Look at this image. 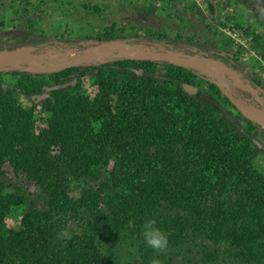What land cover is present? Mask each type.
Listing matches in <instances>:
<instances>
[{
	"label": "trees",
	"instance_id": "16d2710c",
	"mask_svg": "<svg viewBox=\"0 0 264 264\" xmlns=\"http://www.w3.org/2000/svg\"><path fill=\"white\" fill-rule=\"evenodd\" d=\"M83 7L100 12L98 5ZM212 17L222 24L214 6ZM20 18L21 32L40 35L29 8L22 7ZM124 32L111 22L93 33L65 30L53 38L69 45L125 38L156 48L172 43L165 31ZM240 52L201 57L221 59L264 97V79L241 62ZM7 71L0 69V264H134L120 253L133 239L142 246L141 264H151L153 249L140 234L148 218L166 234L168 247L200 238L212 244L203 246L210 260L227 251L242 264H264V178L253 141L264 146V127L244 116L214 81L190 66L126 57L47 73L27 67ZM86 76L97 85L93 98L82 88ZM186 83L197 92H187ZM49 87L48 128L36 134L32 107L16 105L14 97L41 95ZM204 93L239 115L247 134L201 99ZM5 164L39 187L46 206L24 212L16 229L7 217L25 198L8 190ZM83 219L81 233L66 226ZM62 230L72 239H58Z\"/></svg>",
	"mask_w": 264,
	"mask_h": 264
},
{
	"label": "rangeland",
	"instance_id": "374dc122",
	"mask_svg": "<svg viewBox=\"0 0 264 264\" xmlns=\"http://www.w3.org/2000/svg\"><path fill=\"white\" fill-rule=\"evenodd\" d=\"M26 2H30V4L25 5ZM83 4L98 5L100 12L87 11ZM24 6L29 8V14L36 22L35 34H39L37 30L42 31L41 36L33 34L27 36L20 31L22 23L20 11ZM213 6L216 8L222 24L213 20ZM0 19L4 22L1 25L0 21V61L13 60L15 63L46 67L79 58L87 46L98 42L83 40L77 44L69 45L53 38V36L65 30L93 33L97 29L115 22L125 32L136 31L142 34L146 28L152 31H165L170 36L172 43L169 47H160L184 53L195 52L197 56H202L209 51L228 52L231 56L241 49L238 54L241 62L248 67H255L264 79V59L261 58V54L264 53V0H180V2L176 1L171 5L169 0H0ZM215 31L220 33L215 35ZM176 34H179L181 38L174 41L172 37ZM42 35L52 36V38L48 36L45 38ZM120 41L130 48L132 55L158 50L151 45L134 44L128 38ZM227 42L229 44L226 46ZM11 48H15V50H11ZM111 57H125V53L117 45H108L90 50L86 54V61L82 63H95ZM148 58L152 60L165 59L162 56L154 55ZM168 60L190 66L198 73L207 76L210 81L215 82L220 77V70L217 67L209 66L203 62L205 66L189 58L177 56L168 58ZM212 60L219 61L224 65L221 59ZM0 68L7 71L11 66L5 64L0 65ZM8 73L7 71L4 75L7 82H11L12 76ZM223 75L221 86L234 95L244 107L249 108V111L264 109V97L240 73L224 67ZM82 84L85 93L93 98L97 91L93 77H84ZM50 90L49 87L44 93L37 96L16 93L14 97L16 105L24 108L32 107L34 118L32 130L36 134L42 129L48 128L49 112L45 101ZM200 98L220 108V111L228 117L239 133L247 134L243 120L234 111L223 107L220 101L208 94L204 93ZM249 114L253 115L254 113L249 112ZM262 124L264 126V123ZM249 137L254 138L250 134ZM253 141L260 150L256 160L258 175L264 178V146L256 139ZM4 169L8 190H13L25 198V202L15 207L7 217V225L16 229L24 212L35 208L45 209L46 206L43 193L33 181L29 180L25 174L16 175L8 164L4 165ZM71 194L74 197L78 196V192L74 189ZM66 226L81 233L86 227V221L84 219L69 221ZM204 244L209 248L212 247L210 242L198 238L194 243L183 245L177 249L167 247L162 252L153 250L152 256H149L151 264L154 262L157 264H242L239 260L231 257L227 251L218 258L208 259L203 252ZM131 249H135V251ZM140 249L142 251L140 241L133 239L124 245L120 253L124 259L134 264H141L143 258L140 256L143 252H139ZM162 254L165 255V258L159 257ZM170 255L172 256L171 261L167 259ZM166 261L167 263H165Z\"/></svg>",
	"mask_w": 264,
	"mask_h": 264
},
{
	"label": "water",
	"instance_id": "95a60500",
	"mask_svg": "<svg viewBox=\"0 0 264 264\" xmlns=\"http://www.w3.org/2000/svg\"><path fill=\"white\" fill-rule=\"evenodd\" d=\"M108 45H117L120 48L123 49L124 53H125V57L126 58H135V59H149L148 57L151 55L154 56H162L167 61L168 58H172L174 56L177 57H183V58H189V59H195L198 60L200 62H203L209 66H215L220 70V77L217 81H215V83L217 84V86L220 88L221 92L223 94H225L230 101L238 108V110L246 117L250 118L252 121L260 124L261 126L263 125L262 122L258 119V117L255 114H260L261 116H264V109H256L253 111H249V108L244 107L240 101L234 96L232 95L228 90H226L225 88H223L221 86V82L223 79V70L224 67L226 69H231L230 67H228L227 65H223L222 63H220L219 61H215L212 59H206L204 57L201 56H197L194 54H188V53H184L178 50H174V49H170V48H162L159 47L158 50H151V51H146V52H141L139 54H134L132 55L130 52V48L128 46H126L124 43H122L120 40H112V41H106V42H98L96 44L93 45H89L87 46L83 53L81 54V56L79 58L76 59H71V60H66V61H62L59 64H55V65H51V66H46V67H39V66H35V65H25V64H20V63H15L13 60H1L0 61V65H10L11 67H27V69L29 70H33L35 72H50L56 69H62L65 68L67 66L73 65V64H80L82 62H85L86 60V54L93 49H99L101 47H106ZM172 62V61H170ZM175 63V62H174ZM179 64V63H178ZM186 66V65H185ZM2 69V68H0ZM184 89L191 93V94H195L197 92V87L191 85V84H184L183 85ZM249 112L254 113L253 115H250ZM264 127V126H263Z\"/></svg>",
	"mask_w": 264,
	"mask_h": 264
},
{
	"label": "clouds",
	"instance_id": "9594fccd",
	"mask_svg": "<svg viewBox=\"0 0 264 264\" xmlns=\"http://www.w3.org/2000/svg\"><path fill=\"white\" fill-rule=\"evenodd\" d=\"M141 236L144 243L151 249L157 252H162L168 247V237L163 233L157 226V221L152 218L144 220L141 224ZM58 239L60 240H71L72 233L68 230H62L58 234ZM135 251V249H131ZM157 264V262H154Z\"/></svg>",
	"mask_w": 264,
	"mask_h": 264
},
{
	"label": "bare ground",
	"instance_id": "6f19581e",
	"mask_svg": "<svg viewBox=\"0 0 264 264\" xmlns=\"http://www.w3.org/2000/svg\"><path fill=\"white\" fill-rule=\"evenodd\" d=\"M191 60L194 61V62H196V63H198V64H200V65H202V66H205L202 62H200L198 60H195V59H191ZM255 115L260 119V121L262 123H264V116H261L260 114H255Z\"/></svg>",
	"mask_w": 264,
	"mask_h": 264
}]
</instances>
